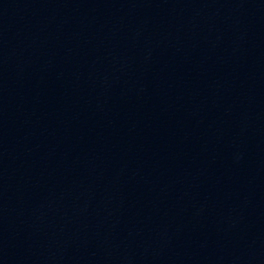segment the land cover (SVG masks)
<instances>
[{
	"label": "water",
	"instance_id": "water-1",
	"mask_svg": "<svg viewBox=\"0 0 264 264\" xmlns=\"http://www.w3.org/2000/svg\"><path fill=\"white\" fill-rule=\"evenodd\" d=\"M0 264H264V0H0Z\"/></svg>",
	"mask_w": 264,
	"mask_h": 264
}]
</instances>
